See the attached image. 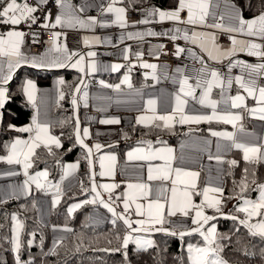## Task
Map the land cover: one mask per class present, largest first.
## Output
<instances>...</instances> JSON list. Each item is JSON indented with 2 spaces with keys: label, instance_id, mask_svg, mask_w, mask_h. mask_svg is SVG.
Returning <instances> with one entry per match:
<instances>
[{
  "label": "crops",
  "instance_id": "0c3cea01",
  "mask_svg": "<svg viewBox=\"0 0 264 264\" xmlns=\"http://www.w3.org/2000/svg\"><path fill=\"white\" fill-rule=\"evenodd\" d=\"M123 1L65 0L48 16L41 49L29 45L23 32H0V108L7 101L9 82L22 67L81 73L73 106L78 142L89 151L91 191L68 207L70 214L90 204V225L120 221L140 249L149 247L156 234L179 230L182 236L199 235L206 243L207 260L217 230L211 210L222 202L227 160L238 151L245 160L264 162V13L245 19L227 0H181L173 10L148 6L135 14ZM0 2L7 21H32L31 9ZM201 60L208 66L199 65ZM223 68L230 71L218 74ZM87 77L98 83L91 84ZM63 83L61 75L48 86L26 80L24 94L34 114L19 127L25 135L12 142L6 167L0 170V196L36 195L45 225L62 196L81 183L76 162L65 164L48 195L43 191L50 186L49 171L28 172L39 146L62 145L52 132L59 122L52 108ZM156 124L222 128L190 134L177 145H136L124 160L108 150L123 128ZM238 209L245 214L244 225L264 235V185L257 199H241ZM51 232L54 249L72 229L57 226Z\"/></svg>",
  "mask_w": 264,
  "mask_h": 264
},
{
  "label": "trees",
  "instance_id": "16d2710c",
  "mask_svg": "<svg viewBox=\"0 0 264 264\" xmlns=\"http://www.w3.org/2000/svg\"><path fill=\"white\" fill-rule=\"evenodd\" d=\"M180 1L124 0L123 4L132 12L148 6L173 10ZM227 1L239 7L245 19L264 13V0ZM57 75L63 76L64 83L52 108L53 115L59 119L52 132L61 138L62 145L39 146L31 158L28 172L48 170L51 188L61 180L65 164L76 162L81 183L66 192L59 204L51 209L49 225L39 219L36 195L25 199H3L0 196V264H191L188 247L204 248L206 245L199 235L156 234L149 247L140 249L128 239V230L120 221H108L102 226L90 225V204L70 214L68 207L72 203L89 197L92 176L89 151L77 139L73 95L82 75L76 70L22 67L17 71L8 84L7 101L0 108V170L6 167L4 158L12 142L25 135L19 127L29 123L34 114L24 94L26 80L33 79L39 86H48ZM136 77L137 74L135 83L141 84ZM212 128L222 126L135 125L123 128L117 142L108 146V150L116 152L119 159L124 160L127 151L136 145L148 142L155 146L177 145L190 134L206 133ZM223 183L222 202L217 209L211 210L216 217L211 223L216 224L217 230L210 250L217 252L229 264H264V235L253 233L244 225L245 214L238 209L241 199L258 198L259 188L264 185V162L245 160L238 151L233 152L226 162ZM202 185L201 180L199 190ZM199 199L200 192L197 191L195 201L198 203ZM57 226L70 227L72 232L51 249V228Z\"/></svg>",
  "mask_w": 264,
  "mask_h": 264
},
{
  "label": "built area",
  "instance_id": "2783aa9c",
  "mask_svg": "<svg viewBox=\"0 0 264 264\" xmlns=\"http://www.w3.org/2000/svg\"><path fill=\"white\" fill-rule=\"evenodd\" d=\"M18 7H26L32 10L33 19L29 23L21 22V23H12L3 18L0 14V32L10 33L14 31L23 32L28 40L29 45L34 48L41 49L43 46V42L47 37V30L45 28V24L47 22L48 16L55 13L61 3L65 0H45L42 3H36L34 0H10ZM4 6V2H0V12L2 7ZM135 14H138V11H134ZM223 39H229L228 36H224ZM168 54H173V48L170 47L168 50ZM201 66H208L205 60H201L198 63ZM227 71L219 70L218 73H226ZM91 84H97L98 81L96 79H91L90 77L86 78ZM196 91V90H194ZM87 146L91 149V153L94 156V142L92 140L87 141ZM52 183V181H51ZM44 194L48 195L51 193L50 186L47 187L44 191ZM176 236H180L182 233L179 230L174 232Z\"/></svg>",
  "mask_w": 264,
  "mask_h": 264
},
{
  "label": "rangeland",
  "instance_id": "374dc122",
  "mask_svg": "<svg viewBox=\"0 0 264 264\" xmlns=\"http://www.w3.org/2000/svg\"><path fill=\"white\" fill-rule=\"evenodd\" d=\"M15 244L17 243L15 242ZM188 251H189L191 264H229L223 261L219 256V254L215 251L209 250L210 256L208 257L207 260L205 259L207 249L194 246V247H188Z\"/></svg>",
  "mask_w": 264,
  "mask_h": 264
}]
</instances>
